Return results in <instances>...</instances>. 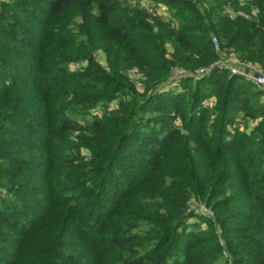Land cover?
I'll return each instance as SVG.
<instances>
[{"label": "trees", "instance_id": "1", "mask_svg": "<svg viewBox=\"0 0 264 264\" xmlns=\"http://www.w3.org/2000/svg\"><path fill=\"white\" fill-rule=\"evenodd\" d=\"M130 1L0 0V264H264L262 94L219 70L160 93L214 35L264 68V0Z\"/></svg>", "mask_w": 264, "mask_h": 264}, {"label": "built area", "instance_id": "2", "mask_svg": "<svg viewBox=\"0 0 264 264\" xmlns=\"http://www.w3.org/2000/svg\"><path fill=\"white\" fill-rule=\"evenodd\" d=\"M241 1L247 2L250 0ZM130 5L132 9L144 10L153 20L161 19L168 21L171 19L169 8L162 3H156L151 0H131ZM227 13L229 19H235V14L231 7H229ZM253 16H257V13L254 12ZM248 19L252 20V17L249 16ZM212 43L214 45V50L218 55L217 60L212 65L200 68L194 72L185 71L177 67L172 68V74L167 82L161 86L160 93L181 91L182 83L185 79L192 78L199 80L205 76H209L211 73H213V71L219 70L222 72H227L231 76L244 77L246 81L252 83L262 94V102L264 103V68L258 64L241 61L233 51H228L223 48L221 40L216 35L212 37ZM102 57L104 56L102 55ZM73 68H79V65H73ZM130 75L134 78V81L138 84V86H141V80L143 77L142 74H140L138 71H131ZM114 105V103L110 104V108H113ZM215 105V99H209L203 103L204 108H213ZM98 113L99 115L101 114L100 112ZM204 210L205 209L202 208L200 211L205 213Z\"/></svg>", "mask_w": 264, "mask_h": 264}, {"label": "rangeland", "instance_id": "3", "mask_svg": "<svg viewBox=\"0 0 264 264\" xmlns=\"http://www.w3.org/2000/svg\"><path fill=\"white\" fill-rule=\"evenodd\" d=\"M102 61H104V57H101L100 58ZM189 209L191 210V209H198V210H201L202 208L203 209H205L204 210V212L205 213H207V214H210V215H213L214 216V211L210 208V207H208L207 205H205V204H198L195 200H192L191 202H190V204H189Z\"/></svg>", "mask_w": 264, "mask_h": 264}]
</instances>
